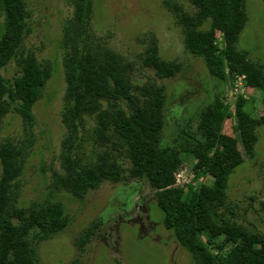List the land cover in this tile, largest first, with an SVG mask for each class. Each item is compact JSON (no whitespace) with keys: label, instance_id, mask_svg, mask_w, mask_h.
Instances as JSON below:
<instances>
[{"label":"trees","instance_id":"16d2710c","mask_svg":"<svg viewBox=\"0 0 264 264\" xmlns=\"http://www.w3.org/2000/svg\"><path fill=\"white\" fill-rule=\"evenodd\" d=\"M189 1L195 12L177 15L186 50L203 61L212 79L242 78L246 87L264 91V63L250 60L239 48L249 21L247 0ZM71 2L74 15L61 42L66 132L59 157L62 172L57 175L60 188L84 200L103 183H118L129 173L153 189L163 227L193 264H264V233L242 223L239 206L228 196L231 177L245 157L255 155L258 130L264 126V99L262 116L254 118L247 98L238 96L234 109L216 98L201 112L196 132H184L181 141L163 146L166 87L135 85L134 65L94 36V1ZM30 17L25 0H0V120L12 113L32 129L34 108L54 67L24 48ZM144 44L142 66L156 78L171 79L181 71L180 64L161 56L155 36H147ZM11 63L17 73L6 79L2 71ZM233 117L235 137L223 133L224 123ZM90 122L99 148L95 158L81 151ZM184 156L194 159V184L178 191L173 187ZM25 164L26 154L16 145L0 144V264H42L40 245L71 224L64 204L52 194L21 205ZM209 169L217 173L212 183L196 186ZM94 233L89 229L77 239L81 252Z\"/></svg>","mask_w":264,"mask_h":264},{"label":"rangeland","instance_id":"374dc122","mask_svg":"<svg viewBox=\"0 0 264 264\" xmlns=\"http://www.w3.org/2000/svg\"><path fill=\"white\" fill-rule=\"evenodd\" d=\"M93 1V33L98 42L134 65L135 85L155 83L166 87L163 146L175 145L184 132H196L201 112L216 98L234 109L238 96H243L249 100L247 110L252 117L262 116L264 91L246 87L242 78L235 82L212 79L203 61L186 50L177 15L181 11L195 12L189 0ZM25 2L31 17L24 48L33 51L39 62L52 63L54 75L34 108V127H25L11 113L0 120V144L10 142L26 154L21 205L28 206L52 194L64 204L71 218L64 233L40 245L41 263L193 264L172 233L163 227L155 193L146 181L133 179L126 173L120 182H105L84 200H77L60 188L57 175L62 172L59 157L66 132L62 121L66 83L61 42L74 7L71 0ZM247 14L249 21L241 34L239 48L249 53L250 60L264 63L263 0H247ZM1 23L0 18V31ZM150 35L157 39L164 59L181 65L174 78L159 80L152 70L142 66L145 38ZM16 73L17 67L11 63L2 76L12 79ZM234 126L233 117L224 123L223 133L235 137ZM93 128L90 122L81 151L95 158L99 148L94 143ZM258 135L255 155L245 157V164L231 177L228 196L239 206L242 223L252 232L264 233V126L259 128ZM193 165L194 159L184 156L173 189L183 191L194 184ZM1 174L0 166V177ZM216 174L209 169L196 186L210 185ZM89 229L95 233L81 252L76 241Z\"/></svg>","mask_w":264,"mask_h":264}]
</instances>
